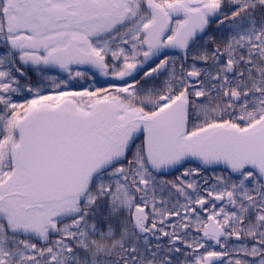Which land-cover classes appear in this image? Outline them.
Instances as JSON below:
<instances>
[{
    "label": "snow or ice",
    "instance_id": "obj_1",
    "mask_svg": "<svg viewBox=\"0 0 264 264\" xmlns=\"http://www.w3.org/2000/svg\"><path fill=\"white\" fill-rule=\"evenodd\" d=\"M0 264H264V0H0Z\"/></svg>",
    "mask_w": 264,
    "mask_h": 264
}]
</instances>
